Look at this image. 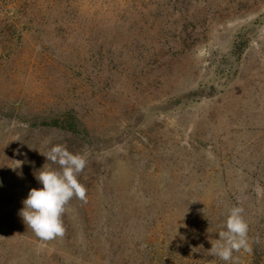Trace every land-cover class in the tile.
<instances>
[{"label": "rangeland", "instance_id": "rangeland-1", "mask_svg": "<svg viewBox=\"0 0 264 264\" xmlns=\"http://www.w3.org/2000/svg\"><path fill=\"white\" fill-rule=\"evenodd\" d=\"M56 144L88 199L41 241L19 213ZM257 185L264 0H0V264H225L228 208L264 233Z\"/></svg>", "mask_w": 264, "mask_h": 264}, {"label": "clouds", "instance_id": "clouds-1", "mask_svg": "<svg viewBox=\"0 0 264 264\" xmlns=\"http://www.w3.org/2000/svg\"><path fill=\"white\" fill-rule=\"evenodd\" d=\"M51 164L46 163L36 173L42 188H33L23 201L20 216L26 226L41 241H51L65 235L63 216L73 198L87 203V188L79 181V176L87 166L86 155L72 153L63 144L53 145L46 153H41ZM208 155H211L210 152ZM22 162L17 161L20 167ZM57 165L53 168L51 165ZM258 197H264V187L257 185ZM244 209L233 205L228 208L227 216L219 231V239L211 242L209 255L218 257L225 264H239L234 252H250L249 225L244 218Z\"/></svg>", "mask_w": 264, "mask_h": 264}, {"label": "trees", "instance_id": "trees-1", "mask_svg": "<svg viewBox=\"0 0 264 264\" xmlns=\"http://www.w3.org/2000/svg\"><path fill=\"white\" fill-rule=\"evenodd\" d=\"M62 127L65 131L78 136H85L86 131L80 121L74 115L62 119ZM208 260V259H206ZM264 261V233L258 231L253 239L248 264H263Z\"/></svg>", "mask_w": 264, "mask_h": 264}]
</instances>
